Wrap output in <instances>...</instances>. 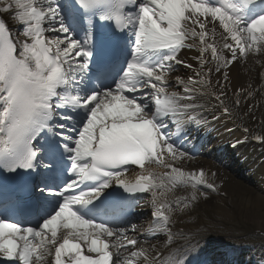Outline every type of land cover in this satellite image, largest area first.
Returning <instances> with one entry per match:
<instances>
[{
	"label": "snow or ice",
	"instance_id": "obj_1",
	"mask_svg": "<svg viewBox=\"0 0 264 264\" xmlns=\"http://www.w3.org/2000/svg\"><path fill=\"white\" fill-rule=\"evenodd\" d=\"M260 2L6 0L0 7V169L43 166L47 175L36 183H0V256L16 264H188L190 249L180 244L187 236L173 231L172 207L187 208L199 186H215L203 169L186 172L168 161L191 159L188 129L207 123L200 89L211 85L213 69L204 71L211 63L206 53L219 72L238 54L264 51V10L254 13ZM7 13L22 27L16 36ZM100 22L112 23V30ZM215 22L223 29L219 38ZM122 33L130 34L126 44L118 39ZM195 48L199 70L187 80L176 77L182 92L169 91L170 72L193 68L181 51ZM224 95L212 93L228 114ZM181 127L176 135L173 128L179 133ZM65 159L71 178L61 185ZM129 166L143 170L134 183L121 178ZM113 185L152 195L153 221L141 235H163L162 246L129 238L137 227L130 221L132 197L113 196ZM177 185L190 186V195L161 200L160 189ZM37 196L39 215L10 219Z\"/></svg>",
	"mask_w": 264,
	"mask_h": 264
},
{
	"label": "bare ground",
	"instance_id": "obj_2",
	"mask_svg": "<svg viewBox=\"0 0 264 264\" xmlns=\"http://www.w3.org/2000/svg\"><path fill=\"white\" fill-rule=\"evenodd\" d=\"M11 15L12 13H7L4 14V17L10 22L12 21L10 19ZM212 26L213 25H209V28L211 29ZM215 28L216 37L219 38V36L223 33V29L216 23ZM197 56V48L191 50L184 49L181 51L180 59L192 64L193 68L187 69L183 65H178L177 67H180L184 70V75L180 78L187 80L189 76H193L194 71L198 70V61L195 59ZM225 56L230 58V53L225 51ZM211 68L213 69V71L210 75H212L214 89L216 91L221 92L223 90L221 88V85H225L230 89V91L233 92L242 90V88H248L254 93V96L248 103H262L260 107H255L253 109V115L257 117V119L258 117H264V87L259 88L257 86L259 84L258 80H260L258 77L260 67H258L257 64H255L249 58L246 59L245 57H240L238 54L235 62L229 64L226 67L221 65L219 72H216L214 70V65H211ZM168 76L170 82L169 84L171 85L169 89L176 92H182V86L178 87L175 81H171L176 75L169 73ZM223 80H225L224 83ZM253 81L255 84H253ZM200 91L206 93L205 97L202 99L207 102L208 107L214 103V101L209 97L205 88H201ZM240 96L243 98L245 95L244 93H242L240 94ZM208 107L205 113H209ZM215 115L216 113H213L209 115V117L212 118ZM221 120L222 117H219L215 120L213 126L211 127V130L206 134L204 138L201 137L203 131L196 133V131L188 129L187 143H185L184 145L185 148H187L192 153L201 152V150H203V157L178 159L175 162L169 159L168 162L174 163V166L180 167L186 172H199L200 169H203L207 175L211 169L215 168L208 160H206V157L208 155L217 153L215 145H217L218 143H227L237 135L239 138H241V135L235 130L231 131L230 134L220 132L222 130V127L218 128L217 125L220 124ZM251 120H253V118ZM252 125L259 126L260 124L254 121L252 122ZM173 132L176 135H182L184 132V128L179 133H176L175 128H173ZM253 148L256 149L254 145L247 144L244 148L236 149V153L227 155V159L233 164V170H225V167L220 169L215 168L218 170V172L216 171V174L217 179L220 183L217 187L218 193H221L223 191L224 195L221 196L219 194H214L213 197L208 200L205 196L212 195H206L205 193H210V191L206 190V188L204 187L199 186V189L201 191H199L198 189L197 199L202 201L201 205L193 208V210H191L190 212H187L183 211L185 207L180 208V204H174V208L172 207L171 212L172 217H175L173 218V221L177 220V217L183 218L192 214L199 215L201 220L205 219V222L211 224V229H213L212 236L219 234V228L224 227L223 222H226L228 220L237 222V227L243 226L246 230L250 227L254 229L264 230V159L262 158V155L264 153H262L263 150L261 149V147L258 148L259 150H255ZM152 169L155 171L153 167ZM159 170L162 173L169 171V169L165 167H162ZM187 188H189L191 192L190 186L181 185H177L175 188L171 189H160V191L163 193L161 198L163 201H171L167 198H170L175 194H179L183 191L185 192ZM199 193H202V195ZM204 211H209L210 214H207ZM176 226L184 227L185 229L188 228L190 232L197 233V228L194 224H190V226H188L186 223H184L183 225L176 224ZM201 232L205 231L199 230V233ZM230 236H232V234ZM255 247L256 245H252L250 247L251 251L243 250L247 253H250L249 255L244 256L247 258V260H250V264H264V255H260V257L257 256L256 252L258 251ZM236 253H241V251Z\"/></svg>",
	"mask_w": 264,
	"mask_h": 264
},
{
	"label": "rangeland",
	"instance_id": "obj_3",
	"mask_svg": "<svg viewBox=\"0 0 264 264\" xmlns=\"http://www.w3.org/2000/svg\"><path fill=\"white\" fill-rule=\"evenodd\" d=\"M195 221V220H194ZM208 227H211V225H208L207 223L205 224V228H208ZM220 232L222 233V236L224 237V238H222V241H227L228 239H230V238H226L227 237V235L226 234H228V233H230V229H228V227H223L222 229H220ZM233 233H235V232H233ZM237 236H238V234H237ZM239 243L242 245V244H245V242L247 243V244H249L250 243V241H247V240H240L239 239ZM242 242V243H241Z\"/></svg>",
	"mask_w": 264,
	"mask_h": 264
}]
</instances>
